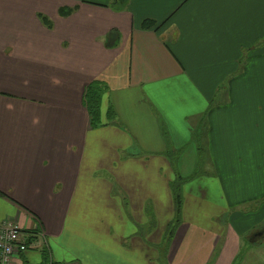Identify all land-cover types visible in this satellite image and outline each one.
Wrapping results in <instances>:
<instances>
[{
	"label": "crops",
	"instance_id": "0c3cea01",
	"mask_svg": "<svg viewBox=\"0 0 264 264\" xmlns=\"http://www.w3.org/2000/svg\"><path fill=\"white\" fill-rule=\"evenodd\" d=\"M113 1L0 0V227L30 241L11 264H160L178 176L165 264H264V0Z\"/></svg>",
	"mask_w": 264,
	"mask_h": 264
},
{
	"label": "trees",
	"instance_id": "16d2710c",
	"mask_svg": "<svg viewBox=\"0 0 264 264\" xmlns=\"http://www.w3.org/2000/svg\"><path fill=\"white\" fill-rule=\"evenodd\" d=\"M128 0H117V9H121L122 6H125ZM72 12L71 8H61L60 13L63 16L69 15ZM44 22L47 24L48 27H52V22L47 17L43 16ZM159 26L158 22L154 19H145L142 23V27L145 29L150 28H157ZM111 36H109L110 39ZM107 90V85L101 81L93 80L87 84L85 87L84 92V103L87 107V110L90 114V122L92 127H97L105 124L103 120L101 119V103L102 98ZM184 182V178L178 176L176 183L172 184V190H173V196H174V204H175V216L171 223L167 227V232L165 235L166 243L164 245H161L160 248H162L160 253V263L165 264L166 258H167V250L168 246L171 245L172 239L175 235L176 229L178 227V224L181 221V212H182V205H183V197L182 194L179 193L181 190L182 183ZM180 183V186H179ZM27 264V263H24ZM48 264H60V263H54L52 261H49ZM62 264V263H61ZM72 264V263H69Z\"/></svg>",
	"mask_w": 264,
	"mask_h": 264
},
{
	"label": "built area",
	"instance_id": "2783aa9c",
	"mask_svg": "<svg viewBox=\"0 0 264 264\" xmlns=\"http://www.w3.org/2000/svg\"><path fill=\"white\" fill-rule=\"evenodd\" d=\"M30 246L27 235L14 221H2L0 227V264H11L15 254Z\"/></svg>",
	"mask_w": 264,
	"mask_h": 264
},
{
	"label": "rangeland",
	"instance_id": "374dc122",
	"mask_svg": "<svg viewBox=\"0 0 264 264\" xmlns=\"http://www.w3.org/2000/svg\"><path fill=\"white\" fill-rule=\"evenodd\" d=\"M117 0H114L113 2H112V6L113 7H117V2H116ZM129 1V0H128ZM128 1H127V3H126V5L128 4ZM122 7H124V6H122ZM243 50H246L245 48H243ZM202 149H203V146H202ZM202 151V150H201ZM122 153L124 152V150H122L121 151ZM203 153L201 152V155H202ZM201 169H203V168H201ZM197 170H199V169H197ZM203 175H206L205 173L203 174ZM198 177H201V175H191V176H187V178H186V182L188 181V183L187 184H190V183H192V182H194V180L196 179V178H198ZM176 180H177V178H176ZM176 180L175 181H173L172 182V184H175L176 183ZM182 185H183V183H182ZM179 186H180V183H179ZM179 193H181L182 194V197H184V191H182V190H180L179 191ZM174 197V196H173ZM182 207H183V205H182ZM174 216H175V214H174ZM174 216H173V218H174ZM183 217L185 218V215L183 216L182 215V212H181V219H183ZM173 220V219H172ZM171 220V221H172ZM181 222V221H180ZM263 228H264V225H263ZM157 228L155 227V230H156ZM154 241H155V243H157V242H159L160 240H157V239H154ZM159 243H161L160 244V246L159 247H157V246H155L156 248H157V250L161 253V250H162V248H160L161 247V245H164L165 243H166V238L164 237V238H162L161 239V241L159 242ZM246 243L248 244V245H255V246H258V248H261V252H264V240H262V241H260V242H249V240H247L246 241ZM169 247V246H168ZM254 248H257V247H254ZM251 255V252L250 251H245V249H243L242 251H241V253H240V256H239V258H238V263H240V262H243V261H245L246 260V258H248V256H250ZM159 259H160V257H159ZM159 263H160V261H159ZM161 264V263H160Z\"/></svg>",
	"mask_w": 264,
	"mask_h": 264
},
{
	"label": "water",
	"instance_id": "95a60500",
	"mask_svg": "<svg viewBox=\"0 0 264 264\" xmlns=\"http://www.w3.org/2000/svg\"><path fill=\"white\" fill-rule=\"evenodd\" d=\"M264 238V229L257 232L252 238L251 241L252 242H260L262 239Z\"/></svg>",
	"mask_w": 264,
	"mask_h": 264
}]
</instances>
